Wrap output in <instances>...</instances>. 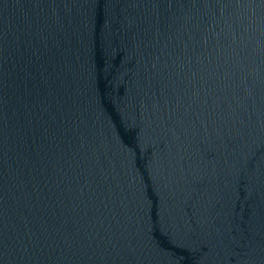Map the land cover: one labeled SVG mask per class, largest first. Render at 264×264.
I'll return each instance as SVG.
<instances>
[{"label": "water", "instance_id": "obj_1", "mask_svg": "<svg viewBox=\"0 0 264 264\" xmlns=\"http://www.w3.org/2000/svg\"><path fill=\"white\" fill-rule=\"evenodd\" d=\"M0 264H264V0H0Z\"/></svg>", "mask_w": 264, "mask_h": 264}]
</instances>
